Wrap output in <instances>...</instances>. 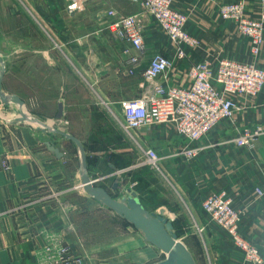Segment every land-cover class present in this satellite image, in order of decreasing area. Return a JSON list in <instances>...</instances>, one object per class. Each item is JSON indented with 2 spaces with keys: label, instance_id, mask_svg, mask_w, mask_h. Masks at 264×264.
<instances>
[{
  "label": "crops",
  "instance_id": "crops-1",
  "mask_svg": "<svg viewBox=\"0 0 264 264\" xmlns=\"http://www.w3.org/2000/svg\"><path fill=\"white\" fill-rule=\"evenodd\" d=\"M70 1L77 12L81 10L80 4L86 2L83 22L77 25L68 11ZM238 1L242 0H173L174 6L189 16L187 28L200 40V47L176 63L170 83L185 85L190 66L200 60L216 62L219 58H229L264 69V45L260 55L253 56L248 39L240 35L235 24L219 15L222 4ZM243 1L247 16L257 17L261 12L259 0ZM141 3L142 0H0V14L4 21L28 17L41 34L51 37L49 52L59 50L69 56L76 36L82 33L83 38L93 37L98 51L108 49L115 58L128 61L131 55H137L130 44L112 36L116 41L108 45L107 37L111 34L107 27L113 22L108 12L133 15L142 10ZM144 34L142 68L154 53L172 56L175 47L155 21L144 19ZM1 44L8 46L10 42ZM18 44V54H25L27 37L19 35ZM136 76H141L139 70ZM6 77L7 71L3 89L14 94L8 90ZM238 101L242 110L235 120L221 123L196 145L201 151L193 160L173 156L187 141L171 130L153 134L144 128L146 132L141 129L142 133H136L137 138H133L137 145L138 142L151 144L165 151V156L176 158L166 172L181 201L164 190V199L157 205L153 203V207L163 208L181 235L188 234L189 227H182L186 219L193 221L191 227L195 233H201V243L186 246L197 264H248L227 234L208 224L200 207L206 196L221 190L229 193L242 213L241 234L264 250V196L259 198L255 192L256 187L264 189V90L256 98ZM11 107L15 105L0 106V264H42L50 253L47 248L54 249L59 243L70 246V255L81 258V264H124L125 254L132 257L131 264H154L165 259V253L150 244L142 232L84 191L80 165L75 169L71 164L74 156L65 147L70 141L62 137L63 144H56L53 134L43 133L27 122L9 120L6 112ZM251 126L263 129L253 151L233 141L238 131ZM160 139L162 143L157 142ZM82 141L89 160L88 172L95 184L106 188L114 198L130 196L131 193L122 195V186L121 190L114 189L115 181L108 185L107 176L92 174L91 153ZM52 148L59 149L60 155ZM122 152V149L110 150L116 156ZM132 192L142 201L138 191ZM143 204L147 210L154 211ZM108 216L113 221L112 232L107 225ZM177 222H181L180 229Z\"/></svg>",
  "mask_w": 264,
  "mask_h": 264
},
{
  "label": "rangeland",
  "instance_id": "rangeland-1",
  "mask_svg": "<svg viewBox=\"0 0 264 264\" xmlns=\"http://www.w3.org/2000/svg\"><path fill=\"white\" fill-rule=\"evenodd\" d=\"M85 5L86 2L83 1L80 4L81 10L77 12L72 2H69L68 11L75 17L72 20L75 25L83 22ZM22 17L4 21L0 14V56L5 61L8 90L25 99L24 111L28 115L84 140L91 153L89 170L92 174L107 176L108 185L115 181L119 185L118 190L123 188V196H127L129 190L136 191V187L140 186L138 193L145 205L152 207L154 211L163 212V208L153 207V203L157 205L162 202L164 190L177 197L166 171L171 168L174 159L179 157H167L165 151L157 149L161 162L157 167L145 166L141 150L130 133L123 129V114L119 105L121 100L137 98L141 94L144 78L130 74L128 61L115 58L113 51L107 49L104 52L101 48L98 51V47L93 45V37L83 38L82 33L76 36L69 56H64L59 50L49 52L51 37L44 32L41 34L28 17ZM19 35L27 37L26 53L21 55L18 54ZM6 40L10 44L2 45L1 42ZM107 40L110 43L108 45H113L116 41L110 35ZM47 51L49 55H46ZM60 102L64 104V116L57 120ZM6 115L9 120L15 121L19 117L18 107H11ZM34 126L37 127L35 124ZM145 129L153 134L168 132L164 125H152ZM145 129L141 131L146 132ZM141 131L136 133H142ZM53 137L57 140L56 144H63L61 136ZM157 142L163 141L160 139ZM65 147L74 156L71 164L77 169L80 164L77 147L72 142L65 143ZM114 149H122L123 152L116 156L110 153ZM103 152L106 153L103 155ZM177 199L181 201L180 197ZM192 222L186 219L182 226L189 227L188 234L179 235L175 231L179 239L190 246L201 243V233H195ZM177 223L179 228L181 222ZM93 224L91 222V226ZM107 225L112 232L114 225L109 216ZM47 250L48 257L42 260V264H46V260L54 263L58 256L61 259L55 264H69L72 261L73 264H81V258L76 255L72 258L71 247L66 244L59 243L54 249L48 247ZM108 255L109 253L107 257ZM128 255H123L124 264L132 263V257Z\"/></svg>",
  "mask_w": 264,
  "mask_h": 264
},
{
  "label": "built area",
  "instance_id": "built-area-1",
  "mask_svg": "<svg viewBox=\"0 0 264 264\" xmlns=\"http://www.w3.org/2000/svg\"><path fill=\"white\" fill-rule=\"evenodd\" d=\"M214 1V0H208ZM261 12L257 17L246 14L245 2L222 4V20L235 24L237 31L250 42L251 53L257 57L264 45V0H259ZM142 10L133 15H120L110 10L113 22L107 27L114 38L126 42L137 52L128 59L129 73L141 70L144 85L137 98L119 102L123 128L131 137L154 125H164L187 141L174 156L193 160L201 151L198 145L223 122H233L242 110L238 99L258 97L264 90V69L235 59L219 58L216 62L200 60L190 66L185 85L170 83L171 72L179 60L188 58L200 47V40L187 26L189 16L178 10L173 0H142ZM155 21L168 36L175 49L172 54L154 53L146 66L141 57L145 52L144 19ZM128 52V51H127ZM263 134L260 126L245 127L237 132L234 142L239 147L254 150ZM145 166L157 167L161 156L151 144L138 142ZM256 195L264 196L262 187ZM208 224L221 229L238 247L248 264H264V250L241 234V211L226 190L206 196L200 205ZM50 252V250H47ZM64 252V251H63ZM63 256V255H62ZM58 256L55 264L60 261Z\"/></svg>",
  "mask_w": 264,
  "mask_h": 264
},
{
  "label": "water",
  "instance_id": "water-1",
  "mask_svg": "<svg viewBox=\"0 0 264 264\" xmlns=\"http://www.w3.org/2000/svg\"><path fill=\"white\" fill-rule=\"evenodd\" d=\"M5 74V61L0 56V106H17L19 109V117L15 122L35 124L38 130L43 133L61 136L76 145L80 153L79 173L84 191L107 208L113 210L128 223L132 224L137 230L142 232L150 244L165 253V259L154 264H197L193 254L175 232L173 221L162 211L155 212L147 210L137 194L131 190H129L131 193L130 196L117 199L106 188L96 185L88 172L87 153L82 141L71 133L52 127L42 120L28 115L24 111L25 101L16 94L6 93L4 91L3 81ZM63 116L64 104L60 102L58 104L56 119L61 120ZM52 150L60 155L59 149L52 148ZM118 188L119 185L115 183L114 189Z\"/></svg>",
  "mask_w": 264,
  "mask_h": 264
},
{
  "label": "trees",
  "instance_id": "trees-1",
  "mask_svg": "<svg viewBox=\"0 0 264 264\" xmlns=\"http://www.w3.org/2000/svg\"><path fill=\"white\" fill-rule=\"evenodd\" d=\"M137 74H138V72L135 74V76H136ZM139 74H141L140 71H139ZM141 76H142V75H141ZM74 136H75V135H74ZM68 141H69V140H68ZM70 142H71V141H70ZM72 143H73V142H72ZM82 143H83V142H82ZM73 144H74V143H73ZM74 145H75V144H74ZM75 146H76V145H75ZM87 161H88V163H89L88 156H87ZM139 187H140V186H137V187H136V191H139V189H141V188H139ZM134 193H135V192H134ZM137 196H138V195H137ZM138 198H139V196H138ZM139 199H140V198H139ZM140 201H141V200H140ZM141 202H142V201H141ZM142 204H143V202H142ZM143 205H144V204H143ZM126 222H127V221H126ZM174 223H175V221H174ZM174 223H173V224H174ZM175 224H176V223H175ZM177 227H178V226H177ZM178 229H180V227H179ZM176 231H177L178 234L180 235V233H179L180 230H177V229H176Z\"/></svg>",
  "mask_w": 264,
  "mask_h": 264
}]
</instances>
